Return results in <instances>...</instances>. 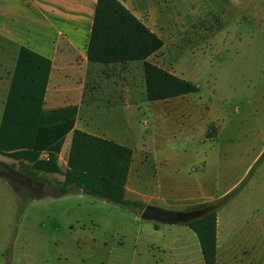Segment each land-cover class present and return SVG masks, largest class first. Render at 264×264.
Returning a JSON list of instances; mask_svg holds the SVG:
<instances>
[{
    "label": "rangeland",
    "instance_id": "obj_1",
    "mask_svg": "<svg viewBox=\"0 0 264 264\" xmlns=\"http://www.w3.org/2000/svg\"><path fill=\"white\" fill-rule=\"evenodd\" d=\"M176 3V12L155 15V66L198 91L150 106L141 62L103 65L83 91V104L100 107L77 127L120 134L132 150L126 199L178 212L237 187L264 149V0ZM125 100L131 108H110ZM64 160L62 148L61 171ZM4 163L51 183L63 178ZM200 183L206 194L196 200ZM142 209L78 191L35 198L0 178V264L176 263L155 242L170 244L173 231L194 234L181 223H158L155 233ZM216 218L215 264H264V158ZM193 257L203 264L199 246Z\"/></svg>",
    "mask_w": 264,
    "mask_h": 264
},
{
    "label": "trees",
    "instance_id": "obj_2",
    "mask_svg": "<svg viewBox=\"0 0 264 264\" xmlns=\"http://www.w3.org/2000/svg\"><path fill=\"white\" fill-rule=\"evenodd\" d=\"M160 46L159 38L120 1L96 0L86 48L89 63L141 62L145 71V94L150 102L197 92L191 82L146 61ZM49 67L47 58L26 47L19 48L0 121V155L29 162L26 168L31 174L60 173L62 180L53 182L57 196L78 191L131 210L144 208L140 202L125 199L132 162L129 147L73 128L75 107L42 109ZM70 131L66 168L61 171L56 164L57 154L64 136ZM43 151L49 154L47 160L39 159ZM263 158L264 149L245 179ZM245 179L215 201L177 212L180 223L197 237L203 264H215L217 210L238 193Z\"/></svg>",
    "mask_w": 264,
    "mask_h": 264
},
{
    "label": "crops",
    "instance_id": "obj_3",
    "mask_svg": "<svg viewBox=\"0 0 264 264\" xmlns=\"http://www.w3.org/2000/svg\"><path fill=\"white\" fill-rule=\"evenodd\" d=\"M118 1L156 35L155 15L176 12V2L183 0H168L167 3L165 0ZM95 5L96 0H0V121L20 47L32 50L47 58L50 62L42 109L54 110L64 107H75L76 113L73 128L79 130L77 121L85 125L87 121L91 120L92 111L100 106L90 103L83 104L84 84L88 76L92 74L93 69L103 66L89 63L86 56ZM169 7L172 10H169ZM149 60H152L151 62H154L153 64L155 65V52L147 57L146 61ZM146 101L149 102L150 106L155 103V101ZM121 107L128 109L131 108V105L125 100L110 108L117 110L121 109ZM119 118H121V115H119ZM82 131L126 146L125 143L121 142L120 134H112L110 132L95 133L84 129ZM70 139L71 131L64 136L57 154L56 164L59 169L62 148L66 154V160L63 161L66 168ZM48 155L47 151H43L39 154V159L47 160ZM0 160L13 163L22 161L30 166L27 161L14 160L3 155H0ZM32 172L34 173L33 170ZM197 189L200 193L196 200L204 198L206 192L203 191V184L200 183ZM200 203L198 201L195 204ZM195 204H190L189 206ZM154 232H160L158 223H155ZM173 232L169 234L172 235V239L168 241L170 244L155 242V246L175 253L177 260L174 264H199L200 258L198 257L196 261L193 257V249H197V246H199L195 234L192 231L194 235L184 231ZM217 258L218 240L216 233Z\"/></svg>",
    "mask_w": 264,
    "mask_h": 264
},
{
    "label": "water",
    "instance_id": "obj_4",
    "mask_svg": "<svg viewBox=\"0 0 264 264\" xmlns=\"http://www.w3.org/2000/svg\"><path fill=\"white\" fill-rule=\"evenodd\" d=\"M18 176L15 171L6 163L0 161V178L5 180L13 190H25L31 197L41 198L43 196H56L53 186L48 180H41L43 192L35 193L26 185V180ZM140 217L156 223L173 225L180 223V217L177 212L165 210L155 206H146L142 209Z\"/></svg>",
    "mask_w": 264,
    "mask_h": 264
},
{
    "label": "flooded vegetation",
    "instance_id": "obj_5",
    "mask_svg": "<svg viewBox=\"0 0 264 264\" xmlns=\"http://www.w3.org/2000/svg\"><path fill=\"white\" fill-rule=\"evenodd\" d=\"M12 169L15 171V173L18 176H22L21 178H24L26 180V185L29 186L35 193L36 192L37 193L43 192V184H42L41 180H46V179L36 178V177L30 176V175H27L25 173L19 172V171L15 170L14 168H12ZM50 184L54 188L53 183L50 182Z\"/></svg>",
    "mask_w": 264,
    "mask_h": 264
}]
</instances>
